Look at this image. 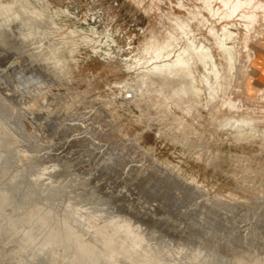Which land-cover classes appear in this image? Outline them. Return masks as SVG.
Returning <instances> with one entry per match:
<instances>
[{"label": "rangeland", "instance_id": "374dc122", "mask_svg": "<svg viewBox=\"0 0 264 264\" xmlns=\"http://www.w3.org/2000/svg\"><path fill=\"white\" fill-rule=\"evenodd\" d=\"M195 8L208 20L205 27L189 20ZM168 16L190 26L168 60L192 45L209 54L207 69L197 65L194 72L201 93L190 113L187 102L158 109L153 67L162 62L141 55L151 34L162 40L171 30ZM210 24L217 36L225 28L232 33L224 55ZM262 44V17L247 30L238 19H213L200 0H0V264H239V248H247L246 260L264 259V244L253 235L238 240L239 162L261 170L248 182L255 179L251 189L264 193ZM211 64L220 71V89ZM213 89L217 100L210 99ZM236 119L258 122L243 127L247 139L237 137ZM187 127L195 132L191 139Z\"/></svg>", "mask_w": 264, "mask_h": 264}, {"label": "bare ground", "instance_id": "6f19581e", "mask_svg": "<svg viewBox=\"0 0 264 264\" xmlns=\"http://www.w3.org/2000/svg\"><path fill=\"white\" fill-rule=\"evenodd\" d=\"M153 1V0H152ZM40 2V1H39ZM138 2H139V0H138ZM155 2V1H154ZM200 2L202 3V5H203V10L205 11V12H207L208 14H210V16L213 18V19H216V20H218V21H221V20H224V21H231V20H233V19H238V21H239V26H241V27H244L245 29H247V30H250V29H252L253 27H254V25H255V23L257 22V20H258V18L259 17H262V19H264V2H262V1H259V0H200ZM156 3V2H155ZM150 5H151V3H150ZM155 5V4H154ZM153 5V6H154ZM152 6V7H153ZM178 6H180V4L178 5ZM148 7V6H147ZM151 8V7H150ZM198 8V7H197ZM197 8H195V10H193V9H190V12H189V15H190V18H189V20L190 21H192V23L194 22V23H196L197 24V26H203V27H205L206 26V24L208 23V20L206 19V18H203L202 16H200L201 14H199V11H198V9ZM200 8V7H199ZM202 8V7H201ZM200 8V9H201ZM42 10V9H41ZM147 10H148V8H147ZM146 10V11H147ZM30 11H32V9L30 10ZM35 11V10H34ZM37 12V11H36ZM35 12V13H36ZM149 12V11H148ZM151 12V11H150ZM33 13V12H32ZM35 13H33V14H35ZM41 15V14H40ZM39 15V16H40ZM43 15V14H42ZM41 15V16H42ZM162 15V14H161ZM36 16H38V15H36ZM163 16V15H162ZM171 16V15H170ZM170 16H168V19H169V21L171 22V25H172V28H171V30L170 31H168L166 34H165V36H164V38H162V40H158L157 39V36H155L154 34H151V36H150V38L149 39H147L144 43V45H143V47H142V49H141V55H142V58L143 59H145L146 61H149V62H151V61H154V62H156V61H158V62H162L161 64H156L154 67H153V71H155V77H156V79H155V81L154 82H152V83H154V85H156V86H158V89L156 90V92H157V94H158V96L157 97H155L154 98V96H153V98L155 99V104H156V106L157 107H160V108H158V109H165L166 107L168 108V105L169 104H173V105H175V106H177V107H179L180 108V106H182V104L183 103H188L187 105H186V107H184V110H185V112H187V113H190L191 112V110H193L194 108H196L197 107V102H198V97H199V95H200V93H201V89H199V88H195V86H194V72L196 71V69H197V65H200L202 68H203V70H206L207 69V66L208 65H210V63H209V54L207 53V51H206V49L205 48H203V47H195L194 45H192L191 46V50H186V51H183V52H180V53H178L177 55H175L172 59H170V60H168L169 59V57H170V55H171V51H169V50H173L174 49V47L176 46V44L178 43V41L180 40V39H182V37H187V30L189 29V24L188 23H185L184 21H180L179 19H174L173 17L171 18ZM43 17H45V16H43ZM200 17V18H199ZM35 18H37V17H35ZM165 18V17H164ZM42 19V18H41ZM45 19V18H44ZM47 20V19H46ZM48 21V20H47ZM50 23V22H49ZM170 24V23H169ZM53 26V25H52ZM55 26V25H54ZM196 26V25H195ZM202 27V28H203ZM55 28V27H54ZM168 28V27H167ZM48 29H51V28H48ZM56 29V28H55ZM55 29H53V30H55ZM165 29V28H164ZM52 30V31H53ZM58 30V29H57ZM168 30V29H167ZM50 32V31H49ZM48 32V33H49ZM159 32V31H158ZM165 32V31H164ZM208 33L211 35V36H216V40H215V47H216V49L217 50H219V51H221L222 53H223V55H224V42H225V40H227V39H229V38H231L232 37V33H230V32H228V30L225 28L224 30H223V32H222V34L220 35V36H217L216 35V32L213 30V28L211 27V24L209 25V27H208ZM162 34V33H161ZM249 35H250V33H248V34H246L245 35V39H244V47L246 48V41L248 40V37H249ZM247 39V40H246ZM79 40V39H78ZM84 41H85V39H83ZM86 40H87V38H86ZM88 41V40H87ZM86 41V42H87ZM67 42L69 43V41L67 40ZM67 42H64L65 44L67 43ZM72 42V41H71ZM79 42V41H78ZM83 42V41H82ZM89 42V41H88ZM60 44H61V42H59ZM73 43V42H72ZM71 43V44H72ZM53 45L54 44H52L51 46H52V48H53ZM64 45V44H63ZM56 46V45H55ZM59 46V45H58ZM57 46V47H58ZM70 46V45H69ZM68 46V47H69ZM74 46V45H73ZM61 47V46H60ZM71 47V46H70ZM76 47V46H75ZM49 48V47H48ZM51 48V49H52ZM55 48V47H54ZM59 48V47H58ZM78 48H79V46H78ZM56 49V48H55ZM62 49H63V47H62ZM61 49V50H62ZM65 49V48H64ZM67 49V48H66ZM68 49H70V48H68ZM57 51V50H56ZM63 51V50H62ZM67 51V50H66ZM55 52V51H54ZM59 52V51H58ZM69 53H71V52H69ZM72 53H73V51H72ZM105 56H107V55H105ZM226 57V56H225ZM74 60V59H73ZM52 63H54V62H52ZM61 64V63H60ZM211 68H214L215 70H214V72H212L213 70L211 69V72H212V74H213V78H214V82H215V86H217L218 85V88L220 89L221 88V86H220V83H221V79H222V77H221V75H220V71H219V69H217V68H215V65L214 64H211ZM203 79H206V76H204L203 77ZM140 83L143 85V86H147V83L145 82V81H140ZM175 83H177L178 85H174ZM123 84V83H122ZM140 84V85H141ZM121 85V84H120ZM148 87V86H147ZM151 87V86H150ZM147 89V88H146ZM154 89V88H153ZM148 90V89H147ZM146 90V93L148 92ZM150 90V89H149ZM151 90H152V88H151ZM154 91V90H153ZM152 91V92H153ZM218 89H213V90H211V92H210V99L212 100H214V98L215 97H217L216 95H217V93H218ZM144 92V91H143ZM156 92H155V94H156ZM149 93V92H148ZM144 94V93H143ZM142 93H140L139 95H140V97H139V95H137L139 98H141V96L143 95ZM152 93H150V95H151ZM132 96H134V95H132ZM144 96V95H143ZM145 96H146V94H145ZM148 96H149V94H148ZM156 96V95H155ZM131 97V96H130ZM136 98V97H135ZM146 98V97H145ZM147 98H150V96L149 97H147ZM138 99V98H137ZM152 99V98H151ZM216 99V98H215ZM134 100V99H133ZM132 100V101H133ZM136 100V99H135ZM153 100V99H152ZM217 100V99H216ZM131 101V102H132ZM139 101V100H138ZM126 102V101H125ZM130 102V101H129ZM135 102V101H134ZM152 103L154 102V100L153 101H151ZM203 102V101H202ZM213 102V101H212ZM211 102V105L213 104ZM215 102V101H214ZM128 103V102H127ZM136 103H137V101L135 102V105H136ZM142 102H140L139 104H141ZM148 103V101H146L145 102V105ZM132 104H134V103H132ZM107 105V104H106ZM142 105V104H141ZM151 105V104H150ZM203 105V104H202ZM104 106H105V104H104ZM137 106H138V104H137ZM147 106V105H146ZM153 106H155V105H153ZM155 106V107H156ZM207 106H209V105H207ZM156 107V108H157ZM104 108V107H103ZM148 108H150V106L148 107ZM151 108H153V107H151ZM199 108V107H198ZM154 109V108H153ZM169 109V108H168ZM99 110H101V109H99ZM104 110V109H103ZM103 110H102V112H103ZM146 110V109H145ZM170 110V109H169ZM171 110H173V109H171ZM183 110V111H184ZM105 111V110H104ZM108 111V110H107ZM154 111V110H153ZM168 111V110H167ZM178 111H179V109H178ZM209 111V110H208ZM210 111H211V109H210ZM215 111V110H214ZM111 112V111H110ZM156 112V111H155ZM161 112V111H160ZM163 113H164V111H162ZM169 112V111H168ZM213 112V111H212ZM157 113V112H156ZM162 113V114H163ZM167 113V112H166ZM176 113V112H175ZM178 113V112H177ZM196 113V112H195ZM194 113V114H195ZM198 113V112H197ZM168 114V113H167ZM171 115H172V113H170ZM183 114H184V112H183ZM208 114H209V112H208ZM214 114V113H213ZM152 115V114H151ZM157 115H160V113H158ZM164 115H165V113H164ZM182 115V114H181ZM185 115H186V113H185ZM187 115H189V114H187ZM192 115V114H191ZM217 115V114H216ZM216 115L214 116V117H216ZM163 116V115H162ZM161 116V117H162ZM169 116V115H168ZM194 116V115H193ZM196 116V115H195ZM147 117V116H146ZM157 117H159V116H157ZM176 118V116H173V118ZM181 117H183V116H181ZM186 117V116H185ZM197 117H199V116H197ZM211 117V116H210ZM219 117V116H218ZM218 117H216V118H218ZM230 117V116H229ZM153 118V117H152ZM172 119L173 121L175 120L176 121V119H179L178 117L176 118V119ZM190 118V117H189ZM156 119V118H155ZM158 119V118H157ZM156 119V120H157ZM161 119H163V118H161ZM219 119V118H218ZM230 119L231 118H224L223 119V121H225V123L226 124H230V123H232V122H230ZM234 119V118H233ZM164 121H165V118L163 119ZM171 119H169V121H170ZM183 120V119H182ZM187 120V119H186ZM191 120V119H190ZM210 120V119H209ZM212 120H214V118L212 119ZM211 120V121H212ZM216 120V119H215ZM237 120V122H238V125L235 127V129H236V132H237V137L239 138V140L240 139H244V137H246V135L244 134V132L242 131V129H243V127L244 126H247V127H249V128H254V126H255V124H256V122L253 120V119H249L248 121H246V120H244V121H239L238 119H236ZM153 121V120H152ZM158 121H161V120H159L158 119ZM163 121V122H164ZM168 121V120H167ZM180 121H181V119H180ZM220 121V120H219ZM235 121V120H234ZM258 121H262L261 119L260 120H258ZM162 122V121H161ZM176 122H178V121H176ZM183 122V121H182ZM181 122V123H182ZM189 122V121H188ZM191 122H192V120H191ZM190 122V123H191ZM236 122V121H235ZM236 122V123H237ZM262 122H264V121H262ZM156 123H159V122H157L156 121ZM172 123H174V122H172ZM183 123H185V122H183ZM182 123V124H183ZM217 123V122H216ZM258 123V122H257ZM259 123H261V122H259ZM164 124H165V122H164ZM163 124V125H164ZM177 124V123H176ZM221 123H219V125H220ZM223 124V123H222ZM191 125V124H190ZM189 125V126H190ZM215 125V124H214ZM219 125H218V127H219ZM231 126V128L234 126V124L232 123V124H230ZM162 126V125H161ZM167 125H165V126H163V127H166ZM217 126V125H216ZM173 127H175V126H173ZM172 127V129H174ZM177 127V126H176ZM175 127V129L177 130V128ZM184 127V125H182V128ZM221 127V126H220ZM222 127H223V125H222ZM224 129H225V126L223 127ZM166 129V128H165ZM172 129H170V130H172ZM180 129V128H179ZM188 131H187V133L189 132V129H188V127L186 128ZM190 129H192L191 127H190ZM166 130H169V129H166ZM182 130V129H181ZM185 129H183V131H184ZM249 130V129H248ZM253 130V129H252ZM174 131V130H173ZM191 131V130H190ZM250 131V130H249ZM180 132V131H179ZM179 132H178V134H179ZM182 132V131H181ZM180 132V133H181ZM256 132V131H255ZM254 132V134H257V133H255ZM176 133V132H175ZM192 133V132H191ZM190 133V135H192L193 133H195L194 131H193V133L191 134ZM259 133V132H258ZM249 134V133H248ZM261 134V133H260ZM260 134L258 135V136H260ZM174 135V134H173ZM181 136H182V134H180ZM188 135H189V133H188ZM189 135V136H190ZM197 135V134H196ZM236 135V134H235ZM249 136V135H248ZM250 136H251V133H250ZM253 136V135H252ZM251 136V137H252ZM257 136V135H256ZM77 137V136H76ZM175 137H176V134H175ZM183 138H185L184 136H182ZM187 137V136H186ZM193 137V136H192ZM200 137V136H199ZM178 138H179V136H178ZM256 137L254 136V138L253 139H251V140H254ZM84 139V138H83ZM181 139V138H180ZM190 139H191V136H190ZM246 139H247V137H246ZM238 140V141H239ZM259 140V139H258ZM89 141V140H88ZM178 141V140H177ZM176 140L174 141V142H177ZM187 141H188V139H187ZM238 141H236V142H238ZM246 141V140H245ZM255 141V140H254ZM253 141V142H254ZM79 142V141H78ZM83 142V141H82ZM179 142V141H178ZM181 142V141H180ZM191 142V141H190ZM189 142V143H190ZM252 142V143H253ZM85 143V142H84ZM104 143V142H103ZM182 143H184V142H182ZM186 143V142H185ZM184 143V144H185ZM242 143V142H241ZM251 143V144H252ZM83 144V143H82ZM81 144V145H82ZM129 144V143H128ZM128 144H126V145H128ZM250 144V145H251ZM79 145V144H78ZM80 145V146H81ZM84 145V144H83ZM82 145V146H83ZM115 145V144H114ZM125 145V146H126ZM131 145H133V143L131 144ZM246 145V144H245ZM262 145V144H261ZM85 146V145H84ZM86 146H88V145H86ZM100 146V145H99ZM102 146V145H101ZM124 146V147H125ZM98 147V146H97ZM103 147V146H102ZM107 147V146H106ZM131 147V146H130ZM109 148V147H108ZM261 148V147H260ZM94 149V148H93ZM98 149V148H97ZM100 149V148H99ZM124 149V148H123ZM88 150V149H87ZM103 150H105V149H103ZM110 151V150H109ZM113 151V150H112ZM261 151L262 152H264V148H262L261 149ZM259 152V151H258ZM95 153V152H94ZM104 154V153H103ZM199 154V153H198ZM197 154V155H198ZM257 154V153H256ZM259 155H260V153H259ZM258 155V156H259ZM101 156H102V154H101ZM104 156V155H103ZM243 157H244V155H243ZM197 158V157H196ZM199 158H201V157H199ZM262 158V157H261ZM243 160H244V158H243ZM245 162V161H244ZM243 161L242 162H239V191L242 193V195H239V244H240V242L243 240V239H250V236L251 235H253L254 236V241H255V243L257 244V245H260V243L258 244V242H260L261 241V244H264V193H262L261 191H259V189H258V192L255 190V189H251V187H250V184L251 183H253V180H255V179H252V180H250V182H248L249 180V178H250V175L252 174V173H258L259 171L261 172V170H259V171H257V168H256V170L254 171V170H252L250 167H249V163L248 162H245L244 163ZM163 166V165H162ZM167 168V167H166ZM260 168V166L258 167V169ZM262 168V167H261ZM163 169V168H162ZM130 170V169H129ZM164 171H165V169H164ZM262 171H264V170H262ZM167 172H168V170H167ZM255 174H253V175H255ZM13 176V175H12ZM256 176H258V175H256ZM260 176V175H259ZM12 178V177H11ZM252 178H254V176L252 177ZM259 179H260V181H261V179H262V177L260 178L259 177ZM11 181H12V179H11ZM115 181V180H114ZM257 181V180H256ZM258 182V181H257ZM262 182V181H261ZM178 183V182H177ZM180 183V182H179ZM178 183V184H179ZM254 183H256V182H254ZM175 184V183H174ZM181 184V183H180ZM185 184V183H184ZM262 184V183H261ZM142 185L143 186H146V185H144V183H142ZM151 185H153V184H151ZM138 186V185H137ZM157 186H158V184H157ZM179 186V185H178ZM177 186V187H178ZM258 186V185H257ZM262 186H264V185H262ZM153 188V187H152ZM181 188V187H180ZM183 188V190H185V188L184 187H182ZM260 188V187H259ZM187 189V188H186ZM262 189V188H261ZM29 190V189H28ZM178 190V189H177ZM0 191H2V190H0ZM23 191H25V190H23ZM187 191H189V189L187 190ZM22 192V191H21ZM14 193V192H13ZM23 193V192H22ZM29 193V192H28ZM183 193V192H182ZM4 195V194H3ZM3 195H1V196H3ZM15 195V194H14ZM11 197V196H10ZM232 197V196H231ZM8 198V197H7ZM213 198V197H212ZM225 198H227V197H225ZM208 198L206 197V200H207ZM214 199V198H213ZM212 199V200H213ZM216 199H218V198H216ZM231 199V198H230ZM209 200V199H208ZM211 200V199H210ZM220 200H222L221 198L219 199V201ZM232 200V199H231ZM8 201V200H7ZM213 201H215V199L213 200ZM212 201V202H213ZM218 201V200H217ZM224 201V200H223ZM226 201L227 200H225V204H226ZM206 202H208V201H206ZM229 202H231L230 200H229ZM229 202H227V203H229ZM26 203V202H25ZM223 203V204H224ZM232 203V202H231ZM215 203H213V205H214ZM217 204V203H216ZM223 204H221V205H223ZM233 205H235L234 203H232ZM68 206V205H67ZM218 206H219V203H218ZM225 206V205H224ZM227 206V205H226ZM229 206V205H228ZM23 207V206H22ZM71 207V206H70ZM233 207V206H232ZM231 207V205H230V207L229 208H232ZM21 208V207H20ZM67 208V207H66ZM69 208V207H68ZM216 208H217V206H216ZM219 208V207H218ZM222 208H224V207H222ZM221 208V210H223ZM229 208H227V209H229ZM234 208H236L235 206H234ZM7 209V208H6ZM13 209V208H12ZM15 209V208H14ZM38 209V208H37ZM36 209V210H37ZM61 209V208H60ZM225 209H226V207H225ZM224 209V210H225ZM236 209H238V208H236ZM34 210V209H33ZM218 210H220V209H218ZM5 211V210H4ZM11 211V210H10ZM14 211V210H13ZM213 213H214V211L213 210H211ZM230 211V210H229ZM231 211H233V213H234V209L233 210H231ZM1 212V211H0ZM8 212V211H7ZM32 212V211H31ZM33 212H35V211H33ZM50 212V211H49ZM68 212V211H67ZM36 213V212H35ZM41 213V212H40ZM39 213V214H40ZM47 213V212H46ZM65 213V212H64ZM78 213V212H77ZM210 213V212H209ZM208 213V214H209ZM216 213V212H215ZM215 213H214V215H215ZM225 213V212H224ZM230 213V212H229ZM205 214V213H204ZM203 214V215H204ZM222 214V213H221ZM227 214V213H226ZM6 215V214H5ZM20 215V214H19ZM42 215V214H41ZM210 215V214H209ZM218 215V214H217ZM43 216V215H42ZM46 216V215H45ZM49 216V215H48ZM51 216H53V215H51ZM56 216V215H55ZM66 216V215H65ZM69 216V215H68ZM68 216H66V217H68ZM75 216V215H74ZM73 216V217H74ZM201 216H202V214H201ZM201 216H200V218H201ZM212 217H213V214L211 215ZM216 216V215H215ZM12 217H14V216H12ZM17 217V216H16ZM23 217V215L21 216V218ZM25 217H26V215H25ZM36 217V216H35ZM38 217V216H37ZM78 217V216H77ZM76 217V218H77ZM88 217V216H87ZM95 217V216H94ZM205 217H206V219L208 218L206 215H205ZM42 218V217H41ZM60 218V217H59ZM80 218V217H79ZM86 218V217H85ZM91 218V217H90ZM89 218V219H90ZM117 218V217H116ZM226 218V217H225ZM225 218H223V219H225ZM26 219V218H25ZM24 219V220H25ZM33 219V218H32ZM43 219V218H42ZM54 219V218H53ZM69 219V218H68ZM93 219V218H92ZM119 219V218H118ZM214 219V218H213ZM218 219H220V217L218 218ZM2 220V219H1ZM16 220V219H15ZM20 220H23V219H20ZM19 220V221H20ZM23 220V221H24ZM50 220H51V218H50ZM60 220V219H59ZM65 220V219H64ZM80 220V219H79ZM88 220V219H87ZM94 220V219H93ZM99 220V219H98ZM97 220V221H98ZM102 220V219H101ZM112 220V219H111ZM113 220H115V219H113ZM130 220V219H129ZM202 220V219H201ZM212 220V219H211ZM210 220V221H211ZM226 220H227V218H226ZM229 220V219H228ZM6 221V220H5ZM9 221V220H8ZM22 221V222H23ZM49 221V220H48ZM66 221H68V220H66ZM77 221V220H76ZM209 221V222H210ZM237 221V220H236ZM15 222V221H14ZM13 222V223H14ZM17 222V221H16ZM25 222V221H24ZM54 222V221H53ZM81 222V221H80ZM86 222V221H85ZM94 222H96V221H94ZM114 222V221H113ZM118 222H120V221H118ZM132 222V221H131ZM205 222V221H204ZM206 222H207V220H206ZM229 222V221H228ZM228 222H226L227 224H228ZM12 223V222H11ZM28 223V222H27ZM43 223H45V221L43 222ZM47 223H49V222H47ZM55 223H57V221L55 222ZM55 223H54V225H55ZM61 223V222H60ZM64 223V222H63ZM62 223V224H63ZM70 223V222H69ZM75 223V222H74ZM84 223V222H83ZM92 223V222H91ZM97 223V222H96ZM101 223V222H100ZM225 223V222H224ZM236 223V222H235ZM20 224V223H19ZM23 224V223H22ZM95 224V223H94ZM112 224V223H111ZM119 224V223H118ZM123 224V223H122ZM236 224V225H237ZM3 225V224H2ZM9 225V224H8ZM29 225V224H28ZM52 225H53V223H52ZM61 225V224H60ZM68 225V224H67ZM83 225H85V224H83ZM92 225V224H91ZM101 225V224H100ZM104 225H106V227H107V223L106 224H104ZM116 225V224H115ZM115 225H114V227H115ZM120 225V224H119ZM24 226H25V224H24ZM45 226V225H44ZM71 226H72V224H71ZM74 226V225H73ZM87 226V225H86ZM88 226H90V224L88 225ZM112 226V225H111ZM124 226V225H123ZM130 226V225H129ZM132 226V225H131ZM130 226V227H131ZM227 226V225H226ZM69 227V226H68ZM92 227V226H91ZM96 227V226H95ZM97 227H99V226H97ZM96 227V228H97ZM105 227V226H104ZM120 227V226H119ZM211 227V226H210ZM235 227V226H234ZM238 226H236L235 228H237ZM17 228V227H16ZM21 228H22V226H21ZM45 228V227H44ZM87 228H89V227H87ZM100 228V227H99ZM101 228H102V226H101ZM110 228H112V227H110ZM127 228V227H126ZM125 228V229H126ZM132 228H133V226H132ZM131 228V229H132ZM228 228V227H227ZM229 228H230V226H229ZM233 228V227H232ZM234 228V229H235ZM15 229V228H14ZM24 229V228H23ZM26 229V228H25ZM60 229V228H59ZM58 229V230H59ZM63 229H64V227H63ZM71 229V228H70ZM91 229V228H90ZM113 229V228H112ZM124 229V228H123ZM213 229V228H212ZM216 229V228H215ZM233 229V230H234ZM18 230V229H17ZM74 230V229H73ZM104 230H106V232H107V229L105 228ZM115 230V229H114ZM113 230V231H114ZM121 230V229H120ZM211 230V229H210ZM224 230V229H223ZM230 230V229H229ZM236 230V229H235ZM234 230V232H236ZM7 231V230H6ZM15 231V230H14ZM41 231V230H40ZM88 231H89V229H88ZM92 231V230H91ZM117 231V230H116ZM116 231H114V232H116ZM125 231V230H124ZM133 231H136V229L134 230L133 229ZM138 231V230H137ZM33 232V231H32ZM70 231H68L67 233H69ZM110 231H108V233H109ZM126 232V231H125ZM6 233V232H5ZM10 233V232H9ZM13 233V232H12ZM11 233V234H12ZM19 233V232H18ZM61 233H62V231H61ZM79 233H82V232H79ZM118 233V232H117ZM116 233V234H117ZM128 233H129V231H128ZM136 233V232H135ZM7 234V233H6ZM30 234H32V233H30ZM29 234V235H30ZM64 234H65V232H64ZM74 234V233H73ZM77 234V233H76ZM88 234H89V232H88ZM131 234V233H130ZM137 234L139 235L140 234V232L138 233L137 232ZM136 234V235H137ZM142 234V233H141ZM237 234V233H236ZM9 235V234H8ZM15 235V234H14ZM45 235H47V234H45ZM45 235H43L44 237H45ZM69 236H71L72 237V235H70V234H68ZM75 235V234H74ZM82 235H83V233H82ZM81 235V236H82ZM108 235V238H109V234H107ZM107 235H104V236H107ZM114 235V234H113ZM113 235H112V237H113ZM123 235V234H122ZM54 236V235H53ZM59 236H61V235H59ZM69 236H67V237H69ZM97 236V235H96ZM115 236H117V235H114V237ZM7 237V236H6ZM12 237V236H11ZM14 237V236H13ZM66 237V238H67ZM113 237V238H114ZM118 237V236H117ZM120 237V239H122L121 238V236H119ZM123 237V236H122ZM133 237V236H132ZM143 237V236H142ZM4 238V237H3ZM17 238V237H16ZM31 238V237H30ZM65 238V239H66ZM81 238L82 237H80V239L79 240H81ZM104 238V237H103ZM111 239L112 241L114 240V239ZM32 239V238H31ZM49 239V238H48ZM52 239V238H51ZM69 239H70V237H69ZM85 239V238H84ZM101 239V238H100ZM109 239V240H110ZM126 239H127V237H126ZM246 239V240H247ZM60 240V239H59ZM78 240V241H79ZM97 240H99V239H97ZM96 240V241H97ZM104 240V239H103ZM108 240V239H107ZM106 240V242H108ZM144 240V239H143ZM8 241V240H7ZM20 241V240H19ZM29 241H30V239H29ZM55 241H57V240H55ZM54 241V242H55ZM61 241V240H60ZM69 241V240H68ZM76 242V243H79V242ZM94 241V243H95V240H93ZM140 241V240H139ZM41 242V241H40ZM72 242V241H71ZM74 242V241H73ZM82 242V241H81ZM80 242V243H81ZM89 242H90V240H89ZM100 242H102V241H100ZM110 242V241H109ZM125 242H127V241H125ZM142 242V241H141ZM144 242V241H143ZM147 242V241H146ZM246 242V241H245ZM249 242V241H248ZM2 243V242H1ZM0 243V244H1ZM9 243V242H8ZM17 243V242H16ZM15 243V244H16ZM58 243V242H57ZM79 243V244H80ZM85 243H86V241H85ZM84 243V244H85ZM111 243V242H110ZM109 243V244H110ZM114 243V242H113ZM135 243V242H134ZM137 243V242H136ZM244 243V242H243ZM243 243H242V245H243ZM247 243V242H246ZM250 243V242H249ZM255 243H253V244H255ZM14 244V243H13ZM56 244V243H55ZM71 244V243H70ZM74 244V243H73ZM93 243H91V245H92ZM97 244V243H96ZM106 244V243H105ZM256 244H255V246H256ZM5 245H6V243H5ZM78 245V244H77ZM81 245V244H80ZM98 245V244H97ZM115 245V244H114ZM129 245V244H128ZM140 245V244H139ZM145 245V244H144ZM143 245V246H144ZM148 245V244H147ZM217 245V244H216ZM218 245H220V244H218ZM245 245V244H244ZM67 246V245H66ZM71 246V245H70ZM82 246H84V245H82ZM95 246V245H94ZM102 246V245H101ZM146 246V245H145ZM240 246V245H239ZM260 246H262V245H260ZM4 247V246H3ZM27 247V246H26ZM102 247H105L104 246V243H103V246ZM107 247H109L108 246V244H107ZM106 247V248H107ZM130 247V246H129ZM140 247V246H139ZM138 247V248H139ZM226 247V246H225ZM247 247V246H246ZM250 247V246H249ZM248 247V248H249ZM257 247V246H256ZM97 248V247H96ZM99 248V247H98ZM97 248V249H98ZM131 248H132V246H131ZM131 248H129V249H131ZM148 248H150V247H148ZM236 248V247H235ZM252 248L253 247H250V249H251V251H252ZM258 248V247H257ZM9 249V248H8ZM34 249V248H33ZM36 249V248H35ZM103 249V248H102ZM101 249V250H102ZM112 249V248H111ZM135 249V248H134ZM147 249V248H146ZM237 249V248H236ZM247 249V248H246ZM246 249H243L242 251H244V250H246ZM249 249V250H250ZM254 249V248H253ZM2 250V249H1ZM0 250V251H1ZM60 250V249H59ZM99 250V249H98ZM105 250V249H104ZM141 250V249H140ZM144 250V249H143ZM249 250H248V254H249ZM14 251V250H13ZM33 251V250H32ZM47 251V250H46ZM75 251H76V249H75ZM74 251V252H75ZM95 251V250H94ZM103 251V250H102ZM112 251V250H111ZM122 251V250H121ZM147 251V250H146ZM149 251H151V250H149ZM241 251V248H239V264H264V259H259V261L257 260L258 259V257H250L251 259H248V260H246V257H244V253H245V251H244V253ZM254 251V250H253ZM256 251V250H255ZM2 252V251H1ZM12 252V251H11ZM57 252H59V251H57ZM103 252H105V251H103ZM108 252V251H107ZM138 252V251H137ZM152 252V251H151ZM216 252V251H215ZM247 252V251H246ZM262 252V251H261ZM28 253V252H27ZM77 253V252H76ZM101 253V252H100ZM99 253V254H100ZM159 253V252H158ZM162 253V252H161ZM198 253V252H197ZM10 254V253H9ZM16 254V253H15ZM42 254V253H41ZM105 254V253H104ZM121 254V253H120ZM146 254V253H145ZM149 254V253H148ZM229 254V253H228ZM252 254V253H251ZM261 253H259V255H260ZM12 255V254H11ZM32 255V254H31ZM34 255V254H33ZM73 255V254H72ZM141 255V254H140ZM143 255V254H142ZM152 255V254H151ZM157 255V254H156ZM247 255V254H246ZM262 255V254H261ZM260 255V256H261ZM4 256V255H3ZM8 256V255H7ZM15 256V255H14ZM47 256V255H46ZM65 256H67V255H65ZM70 256V255H69ZM76 256V255H75ZM97 256V255H96ZM109 256V255H108ZM117 255H115V257H116ZM150 256V255H149ZM155 256V255H154ZM252 256V255H251ZM21 257V256H20ZM30 257V256H29ZM34 257V256H33ZM48 257V256H47ZM55 257V256H54ZM58 257V256H57ZM111 257H112V255H111ZM122 257V256H121ZM148 257V256H147ZM9 258V257H8ZM70 258V257H69ZM75 258V257H74ZM119 258V257H118ZM135 258H136V256H135ZM146 258V257H145ZM151 258H153V257H151ZM150 258V259H151ZM157 258V257H156ZM248 258V257H247ZM257 258V259H256ZM261 258V257H260ZM35 259V258H34ZM72 259V258H71ZM125 259H127V258H125ZM147 259V258H146ZM157 259H159V258H157ZM228 259H230V258H228ZM13 260V259H12ZM11 260V261H12ZM56 260V259H55ZM60 260V259H59ZM140 260H141V258H140ZM152 260V259H151ZM156 260V259H155ZM231 260H232V258H231ZM231 260H230V262H231ZM16 261V260H15ZM51 261V260H50ZM64 261V260H63ZM58 262V261H57ZM56 262V263H57ZM113 262V261H112ZM112 262H110V263H112ZM237 264V263H236Z\"/></svg>", "mask_w": 264, "mask_h": 264}, {"label": "crops", "instance_id": "0c3cea01", "mask_svg": "<svg viewBox=\"0 0 264 264\" xmlns=\"http://www.w3.org/2000/svg\"><path fill=\"white\" fill-rule=\"evenodd\" d=\"M259 50H264V44H262ZM258 63H259V73L262 76L261 79L264 80V55L260 56V60Z\"/></svg>", "mask_w": 264, "mask_h": 264}]
</instances>
